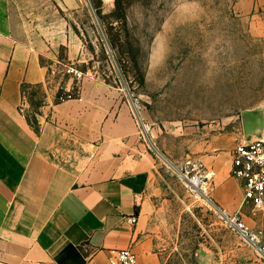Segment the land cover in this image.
<instances>
[{
	"label": "rangeland",
	"instance_id": "1",
	"mask_svg": "<svg viewBox=\"0 0 264 264\" xmlns=\"http://www.w3.org/2000/svg\"><path fill=\"white\" fill-rule=\"evenodd\" d=\"M236 3L9 0L13 36L57 49L54 61L43 58L51 80L24 89L25 123L38 135L68 100L106 113L93 146H52L47 157L79 181L148 170L145 237L160 264H264L222 214L264 233V210L243 197L238 210L219 207L199 161L264 135V13L241 17ZM69 36L80 47L74 61L57 47ZM71 62L80 80L64 72Z\"/></svg>",
	"mask_w": 264,
	"mask_h": 264
},
{
	"label": "crops",
	"instance_id": "2",
	"mask_svg": "<svg viewBox=\"0 0 264 264\" xmlns=\"http://www.w3.org/2000/svg\"><path fill=\"white\" fill-rule=\"evenodd\" d=\"M9 8V0H0V264H109L114 252L127 249L136 264H160L145 237L148 170L79 181L47 157L52 146L61 152L102 139L104 112L94 115L68 100L54 106L53 122L38 135L25 123L24 89L51 80L52 67L43 58L54 61L57 49L48 55L17 40ZM236 9L241 17L257 18L264 0H237ZM64 45L74 61L77 42L69 36L57 47ZM251 137L264 135L255 130ZM199 161L213 201L238 210L243 193L231 176V153H205Z\"/></svg>",
	"mask_w": 264,
	"mask_h": 264
},
{
	"label": "built area",
	"instance_id": "3",
	"mask_svg": "<svg viewBox=\"0 0 264 264\" xmlns=\"http://www.w3.org/2000/svg\"><path fill=\"white\" fill-rule=\"evenodd\" d=\"M64 72L77 80L84 74L74 62L64 66ZM231 176L236 179L243 191V205L254 210H264V137L240 142L232 152ZM197 188H203L200 185ZM228 226L245 242L252 246L264 259V233L248 227L239 213L222 212ZM137 256L132 250H120L113 253L109 264H136Z\"/></svg>",
	"mask_w": 264,
	"mask_h": 264
},
{
	"label": "bare ground",
	"instance_id": "4",
	"mask_svg": "<svg viewBox=\"0 0 264 264\" xmlns=\"http://www.w3.org/2000/svg\"><path fill=\"white\" fill-rule=\"evenodd\" d=\"M190 183L194 186V187H199L202 184V181L200 178H192L190 180Z\"/></svg>",
	"mask_w": 264,
	"mask_h": 264
}]
</instances>
